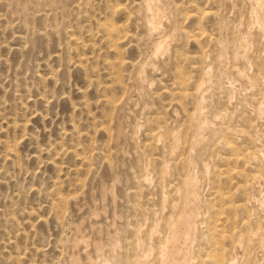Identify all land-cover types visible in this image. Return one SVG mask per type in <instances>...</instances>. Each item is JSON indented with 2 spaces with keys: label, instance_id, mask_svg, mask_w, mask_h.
Returning <instances> with one entry per match:
<instances>
[{
  "label": "rangeland",
  "instance_id": "obj_1",
  "mask_svg": "<svg viewBox=\"0 0 264 264\" xmlns=\"http://www.w3.org/2000/svg\"><path fill=\"white\" fill-rule=\"evenodd\" d=\"M263 15L0 0V264H264Z\"/></svg>",
  "mask_w": 264,
  "mask_h": 264
},
{
  "label": "bare ground",
  "instance_id": "obj_2",
  "mask_svg": "<svg viewBox=\"0 0 264 264\" xmlns=\"http://www.w3.org/2000/svg\"><path fill=\"white\" fill-rule=\"evenodd\" d=\"M224 2V1H223ZM228 3V2H227ZM223 5H226V4H223ZM229 7V6H228ZM154 15L155 16H157L158 15V13H154ZM264 16V15H263ZM158 19V18H157ZM156 27V26H155ZM164 42V41H163ZM165 43V42H164ZM165 48V44H162L160 47H159V50H158V53L159 52H161L163 49ZM203 105V104H202ZM203 107V106H202ZM160 136V135H159ZM190 190V189H189ZM194 190V189H193ZM196 190V189H195ZM193 192V191H192ZM195 192V191H194ZM190 194V193H189ZM193 194V193H192ZM191 194V195H192ZM196 194V193H195ZM189 196V195H188ZM196 196V195H195ZM193 197V196H192ZM190 199V198H189ZM190 202H191V200H190ZM189 202V203H190ZM193 204V203H192ZM196 206V205H195ZM194 207V206H193ZM193 207H189L190 209V212H193L194 210L192 209ZM197 207V206H196ZM187 208V207H186ZM186 208H185V210H186ZM196 211V210H195ZM195 214V213H194ZM193 214V215H194ZM189 217V216H188ZM194 217V216H193ZM191 219V218H190ZM194 219V218H193ZM190 222H191V220H190ZM184 223V222H183ZM176 224H178V223H176ZM175 225V224H174ZM174 228V227H173ZM172 235H173V232H172ZM187 236H189L188 235V231H184V228H183V226H182V224H180V225H177L175 228H174V236L172 237L173 238V240H172V246L173 247H175L183 238H185V237H187ZM188 238V237H187ZM180 244V243H179ZM178 244V245H179ZM177 245V246H178ZM167 249H169V248H167ZM176 255V254H175ZM149 256V255H148ZM147 256V257H148ZM177 256V255H176ZM172 257H174V256H172ZM176 258V257H175ZM184 259H186V258H184ZM148 258H144V259H142L141 260V264H148ZM172 263V262H171ZM187 264V263H186Z\"/></svg>",
  "mask_w": 264,
  "mask_h": 264
}]
</instances>
